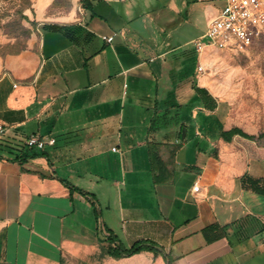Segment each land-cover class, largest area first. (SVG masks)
I'll list each match as a JSON object with an SVG mask.
<instances>
[{"label": "crops", "instance_id": "0c3cea01", "mask_svg": "<svg viewBox=\"0 0 264 264\" xmlns=\"http://www.w3.org/2000/svg\"><path fill=\"white\" fill-rule=\"evenodd\" d=\"M209 1L72 0L36 51L0 58V264H264V193L242 182H264V113L198 70L219 50H196L203 33L177 43ZM137 243L158 253L109 252Z\"/></svg>", "mask_w": 264, "mask_h": 264}, {"label": "rangeland", "instance_id": "374dc122", "mask_svg": "<svg viewBox=\"0 0 264 264\" xmlns=\"http://www.w3.org/2000/svg\"><path fill=\"white\" fill-rule=\"evenodd\" d=\"M209 2L220 8L225 3L224 0ZM162 6L163 3L154 2L150 9ZM70 7L72 0L50 3L48 0H0V58L36 51L38 24L66 14ZM207 21V15H201L198 25L182 24L177 43L182 48L192 47V39L205 32ZM206 57L204 74L211 86L232 101L236 110L261 116L264 113V30L257 42L245 50H211Z\"/></svg>", "mask_w": 264, "mask_h": 264}, {"label": "built area", "instance_id": "2783aa9c", "mask_svg": "<svg viewBox=\"0 0 264 264\" xmlns=\"http://www.w3.org/2000/svg\"><path fill=\"white\" fill-rule=\"evenodd\" d=\"M223 7L209 22L205 32L194 40V45L199 53L208 48L233 52L245 50L253 46L264 30V0H224ZM107 41H112L114 35L103 36ZM198 70L205 72L204 65H199ZM4 131L0 125V133ZM54 138L48 140L38 136H31L27 144L44 148L47 143H54ZM196 184L194 190H198Z\"/></svg>", "mask_w": 264, "mask_h": 264}, {"label": "trees", "instance_id": "16d2710c", "mask_svg": "<svg viewBox=\"0 0 264 264\" xmlns=\"http://www.w3.org/2000/svg\"><path fill=\"white\" fill-rule=\"evenodd\" d=\"M86 1L87 0H83L84 7L88 8V9L92 8V6L87 4ZM196 91L200 92L202 100H204V103L208 109H215L217 103L207 89L197 87ZM235 134H241L247 138H253L252 135H249V134L243 132L240 128H237V127H234V128L227 130V131H222L223 137L228 141H230ZM149 149H150V156H151L152 163L155 165V161H157L160 158L158 143L150 142ZM242 182L244 184H246V183L250 184L251 187L256 192L264 193V182L261 179L254 178V177L246 174L245 176H243ZM109 241L110 242L113 241V238L111 236L109 237ZM142 249H150V250H153L156 253H158L156 246H154L153 244H150V243L149 244L148 243H137V244H134L130 248H120V249H115V248L110 246L109 252L115 256H122V255H130V254L139 252Z\"/></svg>", "mask_w": 264, "mask_h": 264}]
</instances>
